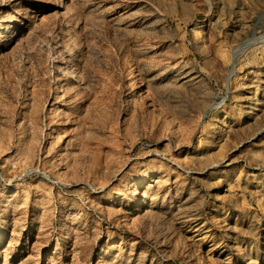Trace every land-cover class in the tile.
<instances>
[{"label": "rangeland", "instance_id": "obj_1", "mask_svg": "<svg viewBox=\"0 0 264 264\" xmlns=\"http://www.w3.org/2000/svg\"><path fill=\"white\" fill-rule=\"evenodd\" d=\"M0 264H264V0H0Z\"/></svg>", "mask_w": 264, "mask_h": 264}, {"label": "bare ground", "instance_id": "obj_2", "mask_svg": "<svg viewBox=\"0 0 264 264\" xmlns=\"http://www.w3.org/2000/svg\"><path fill=\"white\" fill-rule=\"evenodd\" d=\"M136 73H135V70L132 71V73H130V80H135L136 79ZM145 202V201H144Z\"/></svg>", "mask_w": 264, "mask_h": 264}]
</instances>
